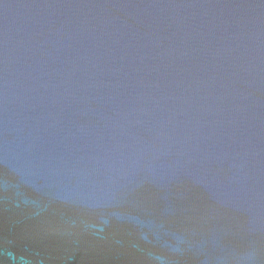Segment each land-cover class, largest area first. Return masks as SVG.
<instances>
[{
	"label": "water",
	"instance_id": "obj_1",
	"mask_svg": "<svg viewBox=\"0 0 264 264\" xmlns=\"http://www.w3.org/2000/svg\"><path fill=\"white\" fill-rule=\"evenodd\" d=\"M0 264H264V0H0Z\"/></svg>",
	"mask_w": 264,
	"mask_h": 264
}]
</instances>
